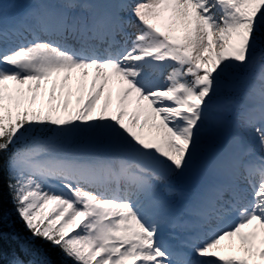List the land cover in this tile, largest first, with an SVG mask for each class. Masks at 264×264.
Returning a JSON list of instances; mask_svg holds the SVG:
<instances>
[{
	"label": "snow or ice",
	"instance_id": "snow-or-ice-1",
	"mask_svg": "<svg viewBox=\"0 0 264 264\" xmlns=\"http://www.w3.org/2000/svg\"><path fill=\"white\" fill-rule=\"evenodd\" d=\"M258 49L264 0H32L10 22L0 4V181L31 235L0 215V264H264ZM230 123L255 144L200 159L174 206Z\"/></svg>",
	"mask_w": 264,
	"mask_h": 264
},
{
	"label": "rangeland",
	"instance_id": "rangeland-1",
	"mask_svg": "<svg viewBox=\"0 0 264 264\" xmlns=\"http://www.w3.org/2000/svg\"><path fill=\"white\" fill-rule=\"evenodd\" d=\"M0 3L9 4L12 3V0H0ZM31 3H32L31 0H13L12 6L15 5V7L12 8L18 12H21L22 10H25L24 7L30 6ZM72 83H73V91L75 92V81H73ZM114 95H115V89H113V96ZM74 104H75V94L70 98V106ZM237 131L240 132L244 144L246 145L255 144L257 140V136L252 128L237 129L231 123L217 130L215 135L202 138L198 159L196 162H194L193 167L190 170L189 174L182 180H176L175 178H173V184L176 188V192L168 196L167 199H169V201L174 206L177 207L182 206L188 199L191 198L192 194L197 190L201 182L205 179L204 175H203L204 178L197 177L201 173L200 159L211 153V148H213L217 143H222L223 145L226 144L228 140L234 134L237 133ZM196 177L198 178L197 180ZM164 237H166V234H164Z\"/></svg>",
	"mask_w": 264,
	"mask_h": 264
},
{
	"label": "trees",
	"instance_id": "trees-1",
	"mask_svg": "<svg viewBox=\"0 0 264 264\" xmlns=\"http://www.w3.org/2000/svg\"><path fill=\"white\" fill-rule=\"evenodd\" d=\"M261 53L262 51L259 49L256 51L255 56L257 59H259ZM84 147H86V143L83 141L80 148H84ZM0 215H4L9 218L8 221H6V225L9 222L11 223L10 228L7 226L4 227V231L6 233H14L20 236L21 238L31 239L30 233L24 226L23 222L17 217L16 213L14 212L11 199L8 194V189L6 185L4 186L2 181H0ZM10 243H11L10 241L6 240L5 247L7 248L10 245ZM35 243L39 246H42L45 250L50 251L53 259L56 260L60 259V254L58 249L53 248L50 244L45 243L42 240H36Z\"/></svg>",
	"mask_w": 264,
	"mask_h": 264
}]
</instances>
